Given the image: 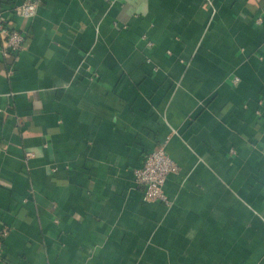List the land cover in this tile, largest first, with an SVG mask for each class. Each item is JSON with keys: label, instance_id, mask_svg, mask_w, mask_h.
I'll return each instance as SVG.
<instances>
[{"label": "crops", "instance_id": "crops-1", "mask_svg": "<svg viewBox=\"0 0 264 264\" xmlns=\"http://www.w3.org/2000/svg\"><path fill=\"white\" fill-rule=\"evenodd\" d=\"M0 46V264H264V0H42ZM164 147L167 202L134 169Z\"/></svg>", "mask_w": 264, "mask_h": 264}, {"label": "built area", "instance_id": "built-area-1", "mask_svg": "<svg viewBox=\"0 0 264 264\" xmlns=\"http://www.w3.org/2000/svg\"><path fill=\"white\" fill-rule=\"evenodd\" d=\"M42 0H22L9 10L19 16L31 17L36 13ZM27 34L15 28L3 16L0 10V46L5 56H17L24 48ZM178 166L165 148L158 147L148 151L143 156L142 163L134 169V179L141 188L145 201L167 202L164 186L169 175L175 173ZM8 229L0 227V261L3 257V240Z\"/></svg>", "mask_w": 264, "mask_h": 264}]
</instances>
